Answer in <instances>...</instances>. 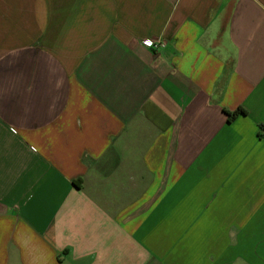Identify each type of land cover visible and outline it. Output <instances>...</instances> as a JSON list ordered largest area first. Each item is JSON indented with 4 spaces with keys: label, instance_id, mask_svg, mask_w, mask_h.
I'll return each mask as SVG.
<instances>
[{
    "label": "crops",
    "instance_id": "obj_1",
    "mask_svg": "<svg viewBox=\"0 0 264 264\" xmlns=\"http://www.w3.org/2000/svg\"><path fill=\"white\" fill-rule=\"evenodd\" d=\"M0 264H264V0H0Z\"/></svg>",
    "mask_w": 264,
    "mask_h": 264
},
{
    "label": "built area",
    "instance_id": "obj_2",
    "mask_svg": "<svg viewBox=\"0 0 264 264\" xmlns=\"http://www.w3.org/2000/svg\"><path fill=\"white\" fill-rule=\"evenodd\" d=\"M142 44L145 48L154 52L160 51L167 47V42L161 38L145 39L142 41Z\"/></svg>",
    "mask_w": 264,
    "mask_h": 264
},
{
    "label": "trees",
    "instance_id": "obj_3",
    "mask_svg": "<svg viewBox=\"0 0 264 264\" xmlns=\"http://www.w3.org/2000/svg\"><path fill=\"white\" fill-rule=\"evenodd\" d=\"M240 114H245V112H243V111H237V112H234L233 114L229 115V117L231 119H234L235 117H237Z\"/></svg>",
    "mask_w": 264,
    "mask_h": 264
}]
</instances>
